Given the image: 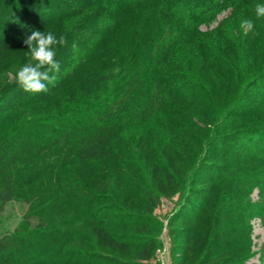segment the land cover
Here are the masks:
<instances>
[{
    "label": "rangeland",
    "instance_id": "1",
    "mask_svg": "<svg viewBox=\"0 0 264 264\" xmlns=\"http://www.w3.org/2000/svg\"><path fill=\"white\" fill-rule=\"evenodd\" d=\"M66 1L74 8L80 3ZM239 1L234 9L228 7L210 23L200 26L202 30L219 22L227 26L223 20L231 15L232 21L238 18L253 22V29L244 27L241 34L247 35V42L256 44V56L252 58L256 65L250 71H240L247 80L244 84L237 82L238 88L243 87L237 110L226 116L212 113L205 117L198 106L174 108L122 131L109 142L107 156L84 163L71 156L63 162L55 161L53 153H49L40 163L41 168L34 170L30 180L24 179L28 182L19 183L13 199L2 206L0 233L13 231L27 218L30 226H35L39 217L44 220L47 235L33 236L38 243L35 246H50L65 239L69 242L64 246L62 242L61 254L68 251L76 261L84 255L80 262L83 264H99L97 259L104 264H264V194L259 190L260 178L256 179V171L264 174V155L258 154L264 153V132L256 136L264 131V60L258 55V48L264 45V17L258 18L254 12L260 0ZM42 2L51 5L55 1L0 0L3 108L20 96L14 93L17 89L26 92L19 84L11 85L17 82L16 71L22 64L34 63L24 43L31 31L38 28L63 36L64 43L56 45V57L68 52L64 51L65 42L82 22L83 15L78 14L45 23V15L35 12ZM100 10L87 7L83 14ZM126 10L128 13L118 15L115 29L105 36L106 45L94 53L92 71L102 68L110 57L115 58L144 36L148 20L136 7ZM188 73L192 79L187 80V86H207L215 89L212 93L220 98V87H216L212 75L222 76L221 71L212 67L209 71ZM226 84L228 81H224ZM229 97L230 106L236 96L231 93ZM53 103L51 97L31 100L16 111V119L31 109H44ZM253 133L256 134L251 136ZM113 155L119 158L120 169L113 164ZM167 171L180 180L178 191L171 197L156 191ZM261 180L264 183V177ZM77 184L88 189L77 195L70 191ZM92 214L105 230L122 241H130L125 252L105 245L89 227L78 228ZM151 249V256L142 258V251ZM52 252L44 257L43 252H33L29 259L14 256L6 264L61 262ZM85 256L96 257L97 262Z\"/></svg>",
    "mask_w": 264,
    "mask_h": 264
},
{
    "label": "trees",
    "instance_id": "2",
    "mask_svg": "<svg viewBox=\"0 0 264 264\" xmlns=\"http://www.w3.org/2000/svg\"><path fill=\"white\" fill-rule=\"evenodd\" d=\"M54 1L56 3L51 5L46 3L52 1H47L36 6L35 12L45 15V23L78 14L83 15L82 22L65 42L64 51L68 49V52L55 57L61 64L55 71H49L55 78L51 83L45 82L46 91L22 93L17 89L14 93L20 96L11 97L14 101L7 108L2 107L5 100L0 96V210L13 199L17 185L28 182L24 179L30 180L34 170L41 168L40 163L49 153H53L55 161L63 162L71 156L84 163L107 156L106 147L122 131L174 108L198 106L205 117L212 113L226 116L237 110L235 107L243 95V87L238 88L237 82L244 84L247 80L240 71H250L256 65L252 59L256 56V44L247 42V35L241 34L244 27L240 19L232 21L231 15L223 20L227 26L219 22L211 29L200 28L226 8L234 9L239 0H80L76 8L66 0H58L60 4ZM66 3L72 8L65 6ZM121 4L123 6L119 7ZM87 7L101 10L83 14ZM130 7H136L148 20L144 36L115 58L109 56L102 68L94 67L92 71L90 62L96 56L94 53L106 45L108 41L104 38L115 29L118 15ZM258 49V55L264 60V45ZM212 67L222 72V76L212 75L216 87H220V98L212 93L215 89L194 82L192 86L197 89L186 85L187 80L192 79L189 71H209ZM224 81L228 84L224 85ZM17 84L14 82L11 86ZM231 93L236 98L229 106ZM44 97H51L54 103L44 109H31L27 115L16 119L15 113L20 107ZM263 132L257 133V138ZM112 162L121 168L117 155L112 156ZM260 172L256 171V179L260 178L259 190L264 194L261 180L264 174ZM178 177L173 172H165L157 193L163 197L173 196L179 189ZM56 188L57 191L59 185ZM87 189L77 184L70 191L78 195L79 191ZM93 214L80 222L78 228L89 227L105 245L125 252L130 241H122L105 230L95 222ZM261 217L264 220V213ZM36 219L35 226H30L27 218L13 231L0 233V264L12 261L14 256L29 259V254L38 251L43 252V257L53 251L61 262L51 264H83L80 262L84 255L76 261L68 251L61 254L62 242L63 246L69 242L65 239H58L50 246H35L38 243L33 241V236L47 235L43 230L47 228L44 220ZM142 252V258L148 259L152 249ZM89 259L97 262L96 257L89 256ZM97 260L104 264L103 260Z\"/></svg>",
    "mask_w": 264,
    "mask_h": 264
},
{
    "label": "clouds",
    "instance_id": "3",
    "mask_svg": "<svg viewBox=\"0 0 264 264\" xmlns=\"http://www.w3.org/2000/svg\"><path fill=\"white\" fill-rule=\"evenodd\" d=\"M254 12L256 17H264V0L256 4ZM240 23L248 30L253 29V22L250 19H242ZM24 43L34 63L22 64L16 71V81L26 91H46L45 82L51 83L55 78L49 75V71H55L58 68V63L54 59L56 45L63 44L64 38L57 37L52 31L32 30Z\"/></svg>",
    "mask_w": 264,
    "mask_h": 264
}]
</instances>
